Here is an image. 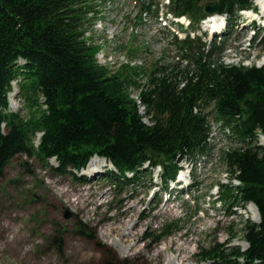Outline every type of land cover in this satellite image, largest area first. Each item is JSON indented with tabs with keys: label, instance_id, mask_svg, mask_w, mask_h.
<instances>
[{
	"label": "trees",
	"instance_id": "obj_1",
	"mask_svg": "<svg viewBox=\"0 0 264 264\" xmlns=\"http://www.w3.org/2000/svg\"><path fill=\"white\" fill-rule=\"evenodd\" d=\"M96 1L0 0V176L17 155L43 165L54 159L50 168L58 174L79 172L98 156L113 166L107 180L118 189L156 167L166 185L181 161L206 155L211 117L238 144L222 150L230 181L218 184L219 200L230 207L254 204L259 221L241 224L244 250L227 242L200 258L208 264H264V144L258 143L264 137V63L225 64L223 41L209 45L197 34L173 35L185 64L156 65L140 86L136 66L111 71L97 61L99 47L85 36ZM137 2L138 20L158 15V0ZM214 3L227 16L225 30L239 10L255 9L252 0H168L165 7L175 18L186 17L194 32L207 16L204 6ZM13 82L25 115L8 109ZM130 86L139 88L137 98ZM77 226L78 234L90 236L85 225ZM177 227L166 224L155 240ZM57 233L51 241L60 249ZM104 264L129 263L111 256Z\"/></svg>",
	"mask_w": 264,
	"mask_h": 264
},
{
	"label": "rangeland",
	"instance_id": "obj_2",
	"mask_svg": "<svg viewBox=\"0 0 264 264\" xmlns=\"http://www.w3.org/2000/svg\"><path fill=\"white\" fill-rule=\"evenodd\" d=\"M158 1V15L142 14L139 20L137 0L95 2L96 17L89 20L85 36L89 44L99 47L95 57L100 64L111 71L123 65L136 66L138 83L144 86L156 65L185 64L173 35L183 38L186 33L200 35L209 45L223 41L220 60L225 64L264 63V15L254 0L255 15L238 12L226 31L227 17L213 14L219 18L215 25L208 22L210 14L194 32L188 20L178 22L166 13L167 0ZM211 24L219 28L213 36L207 28ZM128 91L137 98L138 87L130 86ZM7 96L8 109L25 115L16 82ZM209 131L206 155L179 163L180 183L191 184L187 194L180 192V183L165 185L159 167L147 169L118 189L108 183L114 168L102 157H91V167L86 164L80 173L63 174L50 168L57 165L53 159L43 165L25 155L13 157L0 176V264H104L111 256L129 264H208L200 254L216 244L228 242V246L243 249L240 227L246 220L257 221L252 219L254 209L249 204L230 207L218 197V184L230 181L220 158L222 150L238 144L211 117ZM258 143L264 144L262 136ZM79 177L84 179L79 181ZM232 183L237 184L235 180ZM81 194L86 196L81 198ZM167 206L172 212H161ZM172 223L178 227L155 240L164 226ZM79 224L87 227L89 237L76 232ZM113 227L116 229L111 231ZM56 232H61L57 235L63 240L60 249L51 241Z\"/></svg>",
	"mask_w": 264,
	"mask_h": 264
},
{
	"label": "bare ground",
	"instance_id": "obj_3",
	"mask_svg": "<svg viewBox=\"0 0 264 264\" xmlns=\"http://www.w3.org/2000/svg\"><path fill=\"white\" fill-rule=\"evenodd\" d=\"M254 2H255V4L259 7V9H260V14L261 15H264V0H254ZM244 13H249V15L251 16V15H253V13L251 14V12L250 11H246V12H244ZM247 17V16H246ZM208 19V18H207ZM248 19V18H247ZM253 19H256V18H253ZM219 21V18H217V16H214V15H212V16H210V19L208 20V22H211V23H215V25H216V23ZM249 23V22H248ZM215 26H213L212 24H211V28H210V30L211 31H219L218 29L219 28H217V27H215ZM214 28V29H213ZM8 95H9V93H8ZM263 138V137H262ZM264 139V138H263ZM93 158V157H92ZM91 161H93L92 159H90V161L87 163V166L88 167H91ZM93 168V167H92ZM92 168H90V169H92ZM93 170V169H92ZM90 173H93V171H91ZM179 175L181 176V178H179ZM178 181H181V180H183V177H182V174H178V176H177V178H176ZM185 186V185H184ZM183 185H182V187H184ZM249 205L251 206V207H253V209H254V216H253V220H258V215H257V211H256V208L254 207V205L253 204H251V203H249ZM168 264H172L171 262H169Z\"/></svg>",
	"mask_w": 264,
	"mask_h": 264
},
{
	"label": "water",
	"instance_id": "obj_4",
	"mask_svg": "<svg viewBox=\"0 0 264 264\" xmlns=\"http://www.w3.org/2000/svg\"><path fill=\"white\" fill-rule=\"evenodd\" d=\"M204 11L207 13V14H218V11H219V4L218 3H214L212 5H205L204 6ZM257 211V210H256ZM257 215H258V212H257ZM69 216V212H65V218H68ZM259 221V216H258V220L255 221V222H258ZM245 246L243 247V249H245L247 247V244L244 243Z\"/></svg>",
	"mask_w": 264,
	"mask_h": 264
}]
</instances>
